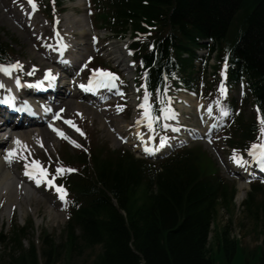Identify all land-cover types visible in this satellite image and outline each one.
<instances>
[{
	"label": "trees",
	"instance_id": "obj_1",
	"mask_svg": "<svg viewBox=\"0 0 264 264\" xmlns=\"http://www.w3.org/2000/svg\"><path fill=\"white\" fill-rule=\"evenodd\" d=\"M95 2L104 25L116 37H124L128 31L135 36L144 34L145 25L156 27L153 52L146 42L134 45L148 51L145 59L152 67V83H158L163 72H175L186 75L184 81L192 86L194 62L200 59L197 50H217L219 59L229 57L233 64L230 87L243 81L246 101L257 106L264 117V0ZM231 28L234 41L229 39ZM205 40L213 45L204 44ZM6 56L0 38V59ZM217 95L215 90L213 96ZM226 103L235 113L228 143L247 151L258 141L259 123L241 111L237 114L235 99ZM81 159L83 169L70 184L73 204L65 232L69 254L82 241L86 247L101 248L90 264H216L212 226L219 206L229 208L236 191L222 180L201 149L184 148L157 164L123 154L94 155L93 173L86 157ZM261 191L263 186L253 185L245 204L248 213L262 223L263 247L250 252L243 249L245 264H264V198L260 203L256 198ZM229 230L217 233L222 264H233L241 248L238 240L230 238ZM27 236V227L15 224L8 233L0 231V245L13 250L11 264H54L59 256L55 241L44 236V258L40 260L34 243L24 249ZM253 256L256 260L251 263Z\"/></svg>",
	"mask_w": 264,
	"mask_h": 264
},
{
	"label": "rangeland",
	"instance_id": "obj_2",
	"mask_svg": "<svg viewBox=\"0 0 264 264\" xmlns=\"http://www.w3.org/2000/svg\"><path fill=\"white\" fill-rule=\"evenodd\" d=\"M14 1L15 0H5L2 3L0 2V5L2 6L4 4L8 5V7L11 6L12 8ZM19 1L24 2V0ZM84 1L61 0L60 5L63 14L60 15V19L62 21V24L65 21V14H69L86 18L90 23V27H92V6H90V4L92 5V2H90V0ZM45 2L46 3H44L43 7L41 8L40 13L37 14L38 19L36 21V29L39 31H43V40H46L47 37H49L51 34V24L48 25V22H51L53 20L52 17L54 14L53 11V14L50 12V8H52L51 5H54L52 4L53 2H51V0H45ZM1 6L0 38L7 44L11 58L13 59V61L23 60L28 64L35 63L36 65L41 67L44 63L42 61V58H45V55L43 52L38 51V48L44 46L45 43H43L39 39H30L26 31L18 25V22L9 15L8 11H5L6 8ZM15 11H19V9ZM82 24L83 23H81L80 25ZM79 27L83 28V26ZM95 28L99 29L98 27ZM99 30V32H95L94 34H100L101 36H104V30ZM150 35H155L154 29L150 32ZM89 38L90 34L84 38L83 42H80V44L82 45L81 47H83L84 43H87V46L90 49L91 47H94L93 41H90ZM229 39L232 41L236 39V34L233 28H231L229 32ZM121 43V41L114 40V61H110V59L104 58L102 54H96L95 48H93L94 50H91L89 53L86 52L85 61L96 56L95 61L97 64L94 65V70L102 68H112L113 70H117L116 66L119 65V61H121L122 58V55L119 54ZM105 45L108 46V44L103 39H101V43L98 47H104ZM45 62L47 63V61ZM96 65H98V67L95 69ZM125 66V63H122L120 65V68H124ZM125 74L127 75V77L131 76L130 74H128V72H125ZM143 86L144 82L142 81V87ZM241 92L242 90L239 89L233 93V96L238 97V100L241 101L238 105L239 108L244 111L247 119H251L254 117L255 111L250 103H245L244 106V104L242 103ZM79 104L82 103H79L77 99L73 100L74 107L79 106ZM82 106L90 108L88 107V104H82ZM160 107L165 108L166 102L162 101ZM129 109L130 110L127 114L126 112L123 115L116 114L115 122H118L119 125L133 124L132 120L134 118V108ZM68 111H66L65 115H71ZM90 111L92 113H95L92 108H90ZM91 116H87L88 118L83 116H76L81 132L77 133L74 128L73 131L69 132L76 144L80 145L79 147L73 144L68 146V148L66 146V142L62 141L61 139L58 140L57 138L52 139L50 136V144H44L42 147H33L31 149H27L26 151H23L22 149L20 150L19 156L13 158L12 160L14 164H12V167L15 171V174H17L18 177L24 180L25 178L23 177H25V164L27 163L31 165L32 161L34 160L39 161V163L49 171L51 170V168H65L64 161L68 160V158L71 156V153L72 159H75L79 154L83 152L84 149L90 148L91 146L95 149V151H102L103 148L106 147L108 150L105 154H108L110 150L116 151L115 153H117L121 149H127L132 152L131 148L122 146L121 143L116 141L115 137L112 136V134H110L109 131L105 128L104 120L100 116L99 120L95 116ZM196 118L197 117L195 116V111H192L191 114L186 115V119L190 122L186 124H190L192 127L198 128L200 124ZM220 119L224 120V122L226 120L223 116H218L217 120ZM101 124L103 125V128H101ZM81 133H83V135ZM227 133L228 131L224 132L223 138L226 137ZM163 135L168 139H172L175 137L172 132H163ZM210 140L211 141H194L192 143V147L197 149L199 148L203 152H205L213 161L215 170L217 169L220 176L227 181V185L229 186V188H234L236 191L234 195V203L230 206L229 209L223 206L219 207V214L215 221L216 227L212 230L211 233V248L212 251H214L213 258L216 261V264H222V252L217 250V233L221 232L226 226L230 227V238L233 240H239L240 245L246 251H253L254 249H256V247L262 246V223L260 220H255L250 215V213H248L247 205L244 201H246V199L248 198V195L251 191V185L258 182L264 183V177L258 175L256 177H253V179H249V181L241 180V177L234 173L237 164L231 165L232 163L228 161L230 160L233 150L225 146L222 140L217 138L216 135H214ZM261 141H264V137L260 138L259 142ZM60 155H62L64 161L60 159ZM239 156H242L243 159L246 158V156L243 155ZM135 157L137 158L136 155ZM75 166L77 168L80 167L79 165ZM247 168H249V166ZM251 172L255 174L259 173L256 171V169H252ZM62 175H64V173L57 174V176ZM22 184L26 185V183L24 184V182ZM241 184H244V187L246 189L243 199L239 200L237 199V197L239 195ZM27 186L28 187L25 186V190H19L17 194L13 195L14 198L12 200H8V197H11L10 188L1 194L0 207L3 205V208L6 209V215H1L2 222L0 223V230H10L12 223L15 220L14 218L17 217V222L27 227L28 236L24 242V249H29L31 247V244L34 243L40 253V260L44 258L42 254L44 249L42 239L45 235H49L50 239L54 240L56 246L59 247V256L57 260H55L54 264H90L100 254V247H86L84 246L83 242L80 241L78 246H76L70 254L67 252V238L65 232L66 226L69 222L68 203L59 202L51 192L45 189L37 190L33 186ZM256 198L258 201L257 203H260L264 198V192L261 191L256 194ZM54 206H57V208H55ZM3 208H1V210H3ZM2 216H4V220L2 219ZM31 222L32 226H34L35 228L34 230L33 228H31ZM19 224L16 225L19 226ZM243 248H240L239 253L235 256L233 264H245V255ZM12 251L13 250L11 247L6 248L4 245H0V264H11L9 256L11 255ZM254 261L255 258L252 257L251 262Z\"/></svg>",
	"mask_w": 264,
	"mask_h": 264
},
{
	"label": "bare ground",
	"instance_id": "obj_3",
	"mask_svg": "<svg viewBox=\"0 0 264 264\" xmlns=\"http://www.w3.org/2000/svg\"><path fill=\"white\" fill-rule=\"evenodd\" d=\"M4 1L5 0H0L1 3ZM81 1L83 2L84 0H81ZM1 7L7 8V6L4 4ZM237 11H239V10H237ZM12 16L16 17V20H18V25L26 31V33L28 34V37L30 39L42 40V38H43L42 32H40L38 30L35 31V30L25 29L22 21H20L21 18H19L18 15H12ZM64 20L65 21L63 23L62 29L58 28V32L55 34L57 37H55V38H58V36H60V33L62 32L61 35H64L65 39H67L68 36H69V38L72 37V39H74V31L80 30L78 27L84 25V28H82L83 30L80 31V35H81L80 42H83L84 38L88 34L87 29H86L87 26L89 27V24L87 23V19L84 17H77V16L65 14ZM81 23H83V24L80 25ZM51 26H52V24H51ZM67 33H69V34H67ZM72 39H71V41H73ZM86 46H87V43H84L83 47H85V49L82 50L80 48V50H82V51L86 50L89 53L91 49H89L88 46L87 47ZM46 50L47 49H45L44 46H41V51L44 52L45 54H47ZM46 60H48L47 57L42 58V61L44 63L42 64L41 67H38L35 63L33 65H30L28 63H22L21 65H22V67H24L26 69V71L24 72V74H20V75L24 79L35 78L37 75H40L41 77L45 78L49 72V70L47 68V63L45 62ZM69 64H71V63H69ZM33 67H35V69H33ZM76 75H78L76 71L74 73H72L70 75L71 80L74 77H76ZM42 81L43 80H41V78H37L34 80L33 83L39 85ZM0 84L3 85V87H0V98H2L3 97L2 94H5L6 90L8 88H11L14 85V79L12 76L3 75V72H0ZM72 85H73V81H70L68 88H71ZM63 88H65V87H63ZM67 90H69V89H66L65 93H68ZM72 90H74V88ZM68 98H69V96L66 98V100L63 101V103L57 104L53 107H51V106L49 107V111L51 112V116H52L51 118H53V116L55 114H58V113H61V116L64 117L66 114V111H68V109H69L68 112L71 115H69V114L66 115V117H65L66 121L71 120V118H76V116H83V117L88 118L87 116H89V115L90 116L92 115L93 117L95 116L99 120V116L92 113L90 111V108H86L85 106H82V104H79V106L74 107L73 106L74 98H72V97L69 99ZM185 101L188 105H190V106L195 105L200 110L199 115H201V117L203 118V121H204V128H205L204 136H206L208 134H213L216 131H218L220 128L223 127L224 123L222 125H221V122H217L216 124L213 123V121L211 120V117L208 115V110H206L205 108H202V103L195 102L194 98H192V97H189V98L186 97ZM12 120L15 121L14 118ZM18 124L19 125L14 128V131L12 132V134L9 137V141H8L7 145L9 144L10 146L7 147V150L5 151V153L0 156V198H1V194L10 188L11 189V192H10L11 197H8V200H12L14 198L13 195H15L19 192V188H22V187H20L22 185L21 184L22 182H20V181H22V179L20 177L16 176L15 171L13 170L12 164H9L8 161L5 159V156L7 155L8 151L9 150H15L16 147L18 146L15 143V141L17 139H19V141L22 142V145H27V148L31 149L33 147H42L41 142L43 145L47 144V143L50 144V142H51L50 136L52 139L60 137L55 131H53V128H51L49 126H47L45 128H43L42 126L31 127L33 125L32 122H30L28 124L18 122ZM64 124H66V123H64ZM52 125L55 126V123H53ZM124 127L126 129L127 125ZM101 128H103L102 124H101ZM60 130L62 131V129H60ZM22 149H24V148H22ZM245 189L246 188L244 187V184H241L239 195H238L237 199H239V200L243 199V197L245 195ZM5 213H6V211L4 209L3 215H5Z\"/></svg>",
	"mask_w": 264,
	"mask_h": 264
},
{
	"label": "snow or ice",
	"instance_id": "obj_4",
	"mask_svg": "<svg viewBox=\"0 0 264 264\" xmlns=\"http://www.w3.org/2000/svg\"><path fill=\"white\" fill-rule=\"evenodd\" d=\"M28 2L29 4L32 5L33 8H35L34 0H28ZM16 70H22V65L19 62H16L15 64H10L7 66L0 65V72H3L5 75L11 76L12 72ZM45 79L51 82L55 80V76H53L52 73L49 71ZM118 79L119 78L111 72H108L102 69H97V70H93V77L90 80V84L95 83V85L98 87L116 88L117 85L115 81H117ZM16 83H17V86H19V83H20L19 79L16 80ZM0 87H3V85L0 84ZM221 93L226 94V91L225 89H223V87L221 88ZM149 96L150 94L147 91H145L144 103L140 105V107L144 109V112L142 114L141 121H138V123L147 122V127L150 130L154 131L153 126L160 119V117L153 114V109L151 107V104L149 103ZM20 110L28 111L30 114H32L30 107H26L25 109H20ZM118 110H122V109H120L118 106ZM160 112L163 114L164 119H174L175 118V113L170 108H161ZM221 114L225 116L228 115V110L223 105H221ZM65 123L71 125L72 127H75V124L70 120L65 121ZM259 123L261 125L260 127L261 137H264V117H261L259 119ZM76 130L80 131V129L78 128ZM53 131H55L60 137L70 140V138L67 137L65 133L61 131L60 129L53 128ZM81 134L83 135V133ZM70 142L73 143L77 147L80 146L76 144L75 141L70 140ZM15 143L18 145V148L16 150H9L7 155L5 156V159L8 161L9 164L12 163L13 158L19 156L21 148H24V149L27 148V145H22V142L19 141V139H17ZM164 143L165 141L161 139V142H160L161 147L164 146ZM41 146H43L42 142H41ZM144 151L151 154L154 151V149H150L147 146H145ZM247 151H248V155L252 157L255 164L261 170H264V141L253 143ZM232 159L238 166H244L248 163V161H245L242 156H237L235 152L233 154ZM65 171L70 172L73 170L72 169H62V168H57L56 170L57 174H62ZM25 175L28 176L29 179L34 180L37 186H39L43 182V183H46L50 187H55L56 192L59 194V199L67 203L66 190L62 186L54 184L55 177H53L52 179L48 178L49 174L47 170L39 163V161L34 160L32 161L31 165L26 163L25 164Z\"/></svg>",
	"mask_w": 264,
	"mask_h": 264
}]
</instances>
